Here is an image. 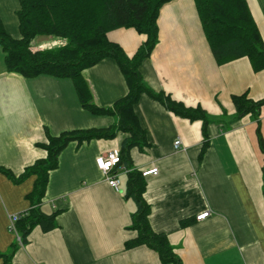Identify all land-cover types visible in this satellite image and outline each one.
<instances>
[{"label":"crops","instance_id":"1","mask_svg":"<svg viewBox=\"0 0 264 264\" xmlns=\"http://www.w3.org/2000/svg\"><path fill=\"white\" fill-rule=\"evenodd\" d=\"M246 2L264 45V0ZM17 6L18 0H0V19L16 39ZM157 25L158 43L139 69L143 81L185 107L202 108L215 121L202 130L201 121L176 116L147 95L135 105L149 146L130 151L132 168L141 173L157 169L156 175L144 176L150 227L166 235L181 264H264V154L255 132L259 120L264 141V105L257 120L251 115L235 120L232 102V96L242 94L264 100V69L253 71L245 57L217 65L194 0L165 3ZM48 38L33 41L42 50L51 44ZM106 38L128 58L146 40L132 28L111 30ZM55 39V46L66 43ZM82 76L98 107H111L127 93L112 59L85 69ZM114 122V117L82 109L70 79L8 72L0 46V254L14 248L11 264H161L146 246L124 247L136 237L129 228L135 204L124 198L126 169L110 173L119 180L117 192L95 164L97 157L120 152L127 137L122 132L80 146L72 142L61 151L40 205L43 213L57 212L56 228L42 232L34 227L23 245L8 228L10 216L31 207L27 195L35 177L13 183L2 170L18 177L45 158L37 145L46 143L47 135ZM206 211L205 219H195Z\"/></svg>","mask_w":264,"mask_h":264},{"label":"trees","instance_id":"2","mask_svg":"<svg viewBox=\"0 0 264 264\" xmlns=\"http://www.w3.org/2000/svg\"><path fill=\"white\" fill-rule=\"evenodd\" d=\"M172 0H18L15 16L19 38H12L0 19V46L4 52L6 70L24 78L48 75L70 79L82 109L94 115H109L115 122L106 128H89L47 135L46 143L37 146L46 151V157L36 160L18 177L2 170L13 183L34 176L32 191L27 195L31 207L14 223L20 244H26L30 231L38 226L42 232L56 228L57 212L43 213L40 209L49 172L58 166L61 151L72 142L77 146L91 140L113 139L118 132L127 134L122 141L119 163L111 172L125 168L124 198L135 204L130 229L136 237L125 242V249L146 246L156 252L161 264H181L167 237L155 233L149 224V205L143 199L146 182L141 172L132 168L130 151L148 147L145 131L135 113V105L142 95L160 102L176 116L202 122V130L215 120L200 107H185L163 92H154L140 74L142 62L149 58L158 43L157 19L160 8ZM201 28L217 65L247 58L253 71L264 69V45L251 16L246 0H194ZM118 28H132L146 36L136 53L128 58L123 50L106 38L107 32ZM37 37L60 38L65 45L32 51L30 43ZM104 59L116 62L127 85V93L111 107H98L82 72ZM235 117L246 115L256 120L264 100L252 101L246 94L232 96ZM256 137L264 154V141L256 121ZM204 148V146H203ZM264 190V187H263ZM14 249V248H13ZM13 249L0 254L2 264H11Z\"/></svg>","mask_w":264,"mask_h":264},{"label":"built area","instance_id":"3","mask_svg":"<svg viewBox=\"0 0 264 264\" xmlns=\"http://www.w3.org/2000/svg\"><path fill=\"white\" fill-rule=\"evenodd\" d=\"M181 144V141L178 139L174 142V148L178 149ZM119 163V152L118 151H111L106 156L97 157L95 160L96 167L107 177V183L111 186L115 191H119V180L114 176H110L111 170L113 167ZM157 169L151 168L149 170H145L142 172L143 176L147 175H156ZM209 211H206L198 216H196L197 221H201L205 219L209 215ZM21 214L12 215L9 217V230L13 233H16L14 223L18 220ZM17 240L20 241L19 237L17 236Z\"/></svg>","mask_w":264,"mask_h":264},{"label":"rangeland","instance_id":"4","mask_svg":"<svg viewBox=\"0 0 264 264\" xmlns=\"http://www.w3.org/2000/svg\"><path fill=\"white\" fill-rule=\"evenodd\" d=\"M48 39H50V40H48V41H51V44H49L47 47L43 48L42 50H45V49H51V48H49L50 46H52V48H57V47H58V45L55 46V41H56L55 38H48ZM51 39H52V40H51ZM57 39H58V38H57ZM45 40H47V38H46ZM48 41L46 42V44L48 43ZM52 42H53V43H52ZM57 44H58V43H57ZM43 46H45V45H43ZM30 49H31L32 51H37V50L39 49V45H38L36 42L32 41V42L30 43ZM39 50H40V49H39Z\"/></svg>","mask_w":264,"mask_h":264}]
</instances>
